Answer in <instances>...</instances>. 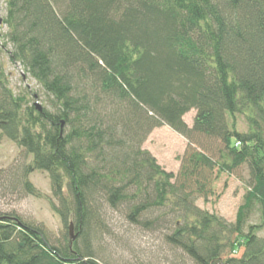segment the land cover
<instances>
[{
	"label": "trees",
	"instance_id": "1",
	"mask_svg": "<svg viewBox=\"0 0 264 264\" xmlns=\"http://www.w3.org/2000/svg\"><path fill=\"white\" fill-rule=\"evenodd\" d=\"M4 3L0 56L53 112L15 96L0 64V135L31 157L25 175H48L51 207L78 235L52 245L0 215V264H99L91 239L106 228L104 207L160 231L192 264H264L262 226L249 224L256 211L264 223V0ZM163 126L187 141L176 175L142 150ZM242 166L249 179L233 223L196 206Z\"/></svg>",
	"mask_w": 264,
	"mask_h": 264
},
{
	"label": "rangeland",
	"instance_id": "2",
	"mask_svg": "<svg viewBox=\"0 0 264 264\" xmlns=\"http://www.w3.org/2000/svg\"><path fill=\"white\" fill-rule=\"evenodd\" d=\"M4 17L5 3L0 0V36L6 32L1 21ZM7 50H10V46H7ZM0 64L8 77L9 89L15 96H24L29 105L35 103L39 108L53 112L51 102L40 86L20 66L12 65L4 52L0 56ZM194 117L193 110L183 117L189 128L192 127ZM238 129L241 132L247 129L242 117L238 118ZM186 145L185 138L163 126L150 133L142 150L148 151L164 171L176 175ZM30 161L31 157L23 149L0 135V215H13L40 228L52 245L62 242L67 232L70 238L76 240V230L71 228L69 231L68 228L67 231L51 207L57 203L52 197L48 175L39 171L25 175V168ZM24 176L35 195L25 188L22 181ZM248 179L245 166L229 176H220L214 183L213 196L207 200L198 199L196 206L233 223L237 209L242 204ZM102 214L106 228L98 230V234L91 239L92 250L99 264H192L185 256L178 259L174 255L176 252L163 244L160 231H145L129 224L125 219L124 208L112 210L104 207ZM260 217L256 211L249 224L261 225L257 236L264 238V223H261Z\"/></svg>",
	"mask_w": 264,
	"mask_h": 264
},
{
	"label": "water",
	"instance_id": "3",
	"mask_svg": "<svg viewBox=\"0 0 264 264\" xmlns=\"http://www.w3.org/2000/svg\"><path fill=\"white\" fill-rule=\"evenodd\" d=\"M35 106H36L37 110H40V108L37 106V104H35ZM71 228H72V224L69 225V231H71ZM71 239L73 240V238H71ZM21 246H23V245L21 244Z\"/></svg>",
	"mask_w": 264,
	"mask_h": 264
}]
</instances>
